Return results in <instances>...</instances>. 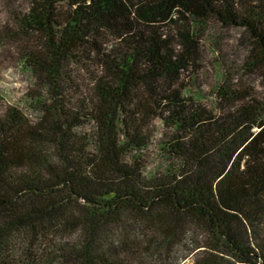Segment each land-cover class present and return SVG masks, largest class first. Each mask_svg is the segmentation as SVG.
I'll return each instance as SVG.
<instances>
[{
    "label": "trees",
    "instance_id": "16d2710c",
    "mask_svg": "<svg viewBox=\"0 0 264 264\" xmlns=\"http://www.w3.org/2000/svg\"><path fill=\"white\" fill-rule=\"evenodd\" d=\"M0 6L30 78L0 94V264H264V0ZM213 24L258 86L219 68L208 106L181 83Z\"/></svg>",
    "mask_w": 264,
    "mask_h": 264
},
{
    "label": "rangeland",
    "instance_id": "374dc122",
    "mask_svg": "<svg viewBox=\"0 0 264 264\" xmlns=\"http://www.w3.org/2000/svg\"><path fill=\"white\" fill-rule=\"evenodd\" d=\"M17 5L22 7L25 2H19ZM8 22V16L0 6V27ZM198 36L200 39H197V68L189 69L181 83L182 87H186V96L190 93H200L203 97L202 103L212 106L208 101L214 98L221 84L219 68L225 70L234 83L258 86V80L241 68L248 50L240 39L238 30L213 24ZM16 47L15 44L0 46V94L7 102L18 100L30 83L29 76L17 61Z\"/></svg>",
    "mask_w": 264,
    "mask_h": 264
}]
</instances>
